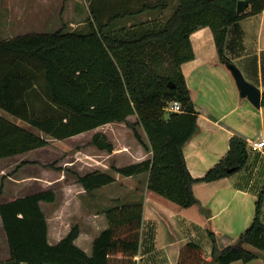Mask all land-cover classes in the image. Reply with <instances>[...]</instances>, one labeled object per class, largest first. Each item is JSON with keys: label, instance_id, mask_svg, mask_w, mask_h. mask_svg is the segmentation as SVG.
Segmentation results:
<instances>
[{"label": "trees", "instance_id": "1", "mask_svg": "<svg viewBox=\"0 0 264 264\" xmlns=\"http://www.w3.org/2000/svg\"><path fill=\"white\" fill-rule=\"evenodd\" d=\"M87 1L92 18L86 32L32 33L0 42V109L57 141L109 123H126L136 116L135 124H127L152 156L112 171L123 177L148 174L149 191L181 208L193 207L198 203L193 192L196 183H211L241 171L249 152L246 141L232 137L228 152L203 178L190 175L183 148L198 132V112L181 70L195 57L190 37L209 28L218 59L226 65L229 27L263 13L264 0H246L249 10L241 15L237 14L240 0H172L175 5L165 19L115 32L111 24L167 10L170 0H123L117 14L110 0ZM174 101L180 103L181 112L167 113L166 106ZM138 125L147 136L148 146L137 131ZM91 144L102 151L114 149L104 134L94 135ZM47 145L44 138L0 116V160ZM74 177L86 194L116 182L111 174L100 171L75 173ZM56 200L55 191L50 189L0 204L9 249L8 260L0 264H137L142 202L107 209L109 227L94 240L92 255L88 256L75 244L78 226L56 245L49 244L41 203L54 204ZM263 203L264 188L256 203L255 218L236 245L219 249L210 234V256L190 242L182 246L178 264H247L257 259L258 255L243 245L264 251Z\"/></svg>", "mask_w": 264, "mask_h": 264}, {"label": "crops", "instance_id": "2", "mask_svg": "<svg viewBox=\"0 0 264 264\" xmlns=\"http://www.w3.org/2000/svg\"><path fill=\"white\" fill-rule=\"evenodd\" d=\"M122 1L110 0V7L114 6L115 14L122 10ZM171 4L175 5V2L172 3L170 0ZM154 13L165 16L170 14L171 10L168 8L162 12L143 13L139 16L120 19L115 24H111V30L115 32L148 22L151 20L148 16ZM190 41L195 57L192 61L184 63L181 70L198 112V132L183 148L188 171L194 179L203 178L207 171L228 152L229 141L235 136L247 142L249 158L246 166L230 177L211 183H196L193 186V192L198 203L185 209L149 191L148 174L123 177L112 171V168L141 163L152 156L140 143H137L138 146L135 148L134 144L123 142L117 134H132L133 131L128 126L134 123L130 120L132 116L126 123H109L87 132L86 134H90L91 138L96 134H104L114 149L112 152L102 151L92 145L91 152L88 151L89 154L83 149L80 151V162L91 164L93 169L91 172L108 173L116 180L115 183L90 194L93 210L88 211V217L92 218L93 228H100V232L93 240H90L87 246H93L94 240L109 227L105 211L121 204L142 202L143 205L137 264H178L182 246L190 242L200 245L205 255L210 256L213 249L210 234L213 235L217 247L224 249L236 245L239 236L253 222L256 203L263 190L261 185L264 182V151H253L250 146L254 142L264 140V128L260 127L263 124L264 107L261 104V107L257 109L247 99L240 97L230 71L218 59L214 38L209 28L193 33ZM225 56L229 63L235 65L244 78L258 87L264 95V12L229 27ZM251 118L259 120L253 124ZM257 130L260 135L259 133L257 135ZM143 133L145 135V140L142 138L143 142L148 146L144 130ZM86 134L58 142L75 140ZM32 152L10 158L21 157L20 161L38 163L26 158V155ZM58 173H56L57 176L53 175V171L47 172L46 177L42 179L44 181L42 191L54 189L64 183L63 171L60 170ZM130 180L134 182V185L125 184ZM80 188L81 195H85L84 189L81 186ZM9 201L12 200L2 201L0 204ZM44 204L46 203H41V208ZM42 211L44 212L43 208ZM46 219L48 242L50 245H56L69 232L62 229L60 221L53 226L47 216ZM260 219L264 224V203ZM81 239L80 235V247L77 244L78 239L75 244L91 256L92 248L88 253L86 247H82ZM6 245L8 247V244ZM243 248L257 254L258 258L255 260H263L264 264V251L256 250L246 244Z\"/></svg>", "mask_w": 264, "mask_h": 264}, {"label": "rangeland", "instance_id": "3", "mask_svg": "<svg viewBox=\"0 0 264 264\" xmlns=\"http://www.w3.org/2000/svg\"><path fill=\"white\" fill-rule=\"evenodd\" d=\"M172 6L173 4H171L170 10ZM168 15L163 16L154 13L149 15L148 19H165ZM107 17H104L105 21H107ZM91 18V6L87 0H0V42L32 33L48 34L59 30L86 32L88 21ZM0 116L32 131L48 142L44 149L26 155V158L38 163L20 161L19 158L21 157L0 160V202L42 192L44 189L42 179L46 177L47 172L53 171V175H57L56 173L62 170L65 177L64 183L51 189L56 193V202L54 205L44 204L42 208L53 226H56V222L60 221L59 224L65 232H70L72 228L78 226L77 244L80 247L81 235L82 247H86V251L90 253L92 246L87 245L99 234L100 228H93L92 218L88 217V211L93 210L91 195H81L82 190L80 185L76 183L74 174L84 175L93 170L91 164L80 162L82 149L87 154L91 152L90 146L92 144L90 141L92 136L84 133L86 135L75 140L58 142L1 109ZM251 119L253 124L259 120L258 118ZM130 120L135 123L137 117L132 116ZM262 123L260 127L263 126L264 128V117H262ZM137 131L145 140L143 128L138 125ZM131 133L117 134L123 139V142L134 144L133 146L136 148L139 142H136L134 133ZM256 133L260 135L258 130ZM89 160L91 161V159ZM125 184L134 185V182L130 180L126 181ZM261 187L264 188V182ZM5 241L6 236L0 221V262L9 258V249L6 245L7 241ZM237 264L243 263L240 261ZM251 264H263V260H255Z\"/></svg>", "mask_w": 264, "mask_h": 264}, {"label": "water", "instance_id": "4", "mask_svg": "<svg viewBox=\"0 0 264 264\" xmlns=\"http://www.w3.org/2000/svg\"><path fill=\"white\" fill-rule=\"evenodd\" d=\"M249 5L246 0H240L237 4V14L241 15L246 12ZM227 69L230 71L240 97L242 99H247L255 108L259 109L262 104V92L255 85L249 83L243 76L242 72L232 63L226 64ZM171 88L173 85L169 84ZM232 171V170H231Z\"/></svg>", "mask_w": 264, "mask_h": 264}, {"label": "built area", "instance_id": "5", "mask_svg": "<svg viewBox=\"0 0 264 264\" xmlns=\"http://www.w3.org/2000/svg\"><path fill=\"white\" fill-rule=\"evenodd\" d=\"M165 111L167 113H179L181 112V105L176 101L171 102L166 106ZM250 147L253 151H264V140L254 142Z\"/></svg>", "mask_w": 264, "mask_h": 264}]
</instances>
